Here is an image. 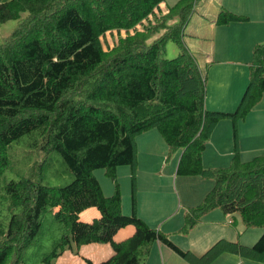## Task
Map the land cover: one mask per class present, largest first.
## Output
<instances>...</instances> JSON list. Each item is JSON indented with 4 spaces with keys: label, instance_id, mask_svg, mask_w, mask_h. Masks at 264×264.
<instances>
[{
    "label": "trees",
    "instance_id": "trees-1",
    "mask_svg": "<svg viewBox=\"0 0 264 264\" xmlns=\"http://www.w3.org/2000/svg\"><path fill=\"white\" fill-rule=\"evenodd\" d=\"M164 2L0 0V24L18 22L0 44V203L10 216L6 226L0 209V264H58L53 261L73 244H109L113 255L98 264H145L157 242L190 264H213L223 255L264 263V232L253 246L222 239L199 257L137 215V138L157 130L170 156L181 152L177 176L214 181L202 203L188 208L183 233L214 210L239 215L246 230H264V155L242 161L236 130L264 97V43L253 49L249 85L237 109L208 110L207 68L201 69L184 41L199 0H180L166 12ZM248 20L222 9L215 23ZM110 34L117 35L112 46ZM171 41L179 55L167 59ZM223 120L233 122L236 150L228 167L206 168L204 153ZM26 135L36 137L39 150L61 155L75 177L71 184L50 187L35 174L9 181V148ZM121 167L131 169L130 215L123 213ZM97 170L113 182L111 196ZM90 208L100 217L81 221ZM48 213L61 234L46 251L37 239ZM128 226L134 234L115 241ZM32 246L35 261L28 255Z\"/></svg>",
    "mask_w": 264,
    "mask_h": 264
},
{
    "label": "crops",
    "instance_id": "crops-1",
    "mask_svg": "<svg viewBox=\"0 0 264 264\" xmlns=\"http://www.w3.org/2000/svg\"><path fill=\"white\" fill-rule=\"evenodd\" d=\"M213 3H215L218 11L212 15L208 14V17H205L208 27H204V33H186L184 41L189 50L194 54L192 51V48H194L193 45L202 41L199 36H208L206 39L209 40L211 48L209 47V50L204 52V58L201 56V52H198L200 54L195 55L201 57V59L198 60V63L204 64L205 70L207 68L208 76L213 70L214 79L224 83V89L218 97H214L210 104L206 103V107L210 108V110L217 108L222 111L228 110L225 112H232L235 108H237L241 101L246 79H244L243 87L236 88V81H233V73L228 74L226 66L230 65L239 67L243 75L247 74V72L249 74L248 64H250L253 60V49L256 45L264 43V17L263 19H254L250 13H247V11L241 7L235 8L227 2ZM161 7L164 8L167 6L163 3L161 4ZM222 9H226L237 15L245 16L249 20L247 22L219 26L215 23V21ZM234 50L236 52V61L228 60L226 57L227 53L229 54L232 51L234 54ZM199 51H201V49ZM196 58L198 59L199 57ZM221 69L222 72L220 74L219 71ZM220 125L221 123L215 129L204 153L203 162L205 167H208L206 162L208 161L209 151H211L209 162L212 164V162L215 161V164H217V167L209 165V168H225L228 167L232 161V135L231 132L229 136L224 132L220 134ZM242 142H244V138L243 136H239V146L241 152H243ZM220 148L225 149V151H220ZM137 150V215L149 226L158 228L162 225V230L165 234H175L183 227L182 224L185 222V214L188 208L200 205L206 195L210 192L212 184L201 177H186L185 181H182L179 179L180 176H175L178 158L175 160L174 164L166 162L168 147L157 130H152L140 135L137 138ZM257 154H264V152ZM243 161L247 162L248 160L243 159ZM126 168L127 167H121L118 169V177L121 178L122 176V178H124V183L120 182L123 198V212L127 214L128 210L131 213L133 211V200L131 169L128 167L126 170ZM179 185H182V187L180 188ZM124 199L131 200V204L129 208L127 207V209L124 208ZM177 206V212L172 215V218L168 217L173 213L175 207ZM181 211L183 214L181 218H178ZM216 211L220 210H214L209 213L194 229L202 230L204 226L216 227L222 223L225 217L235 218V215H225L222 211L221 214H219V212ZM222 213L225 215L224 217ZM99 217L100 212L96 208H90L80 214V220L88 223ZM173 219H175L172 223L173 225L165 227V225L169 226ZM160 220H166V223L162 224ZM219 227L221 226L219 225ZM193 231L191 232L194 233ZM134 232L135 228L133 226L125 227L116 234L115 241H123L131 237ZM252 235L254 234L249 236V240L252 239ZM86 247L87 248L85 249L87 250H82L83 248L79 249L78 256H75L73 259L74 263L70 264H83L85 259H91L94 263L98 264L109 259L113 255V250L112 248H109V244H91ZM181 248L185 249L187 247ZM188 248L190 249L191 247ZM90 249L93 251L91 252ZM230 256L231 255H223L213 264H227L228 262H232V258H230ZM173 261H178V264H185V262L181 260L179 256L170 248L157 242L153 245L151 254L145 264H173Z\"/></svg>",
    "mask_w": 264,
    "mask_h": 264
},
{
    "label": "rangeland",
    "instance_id": "rangeland-1",
    "mask_svg": "<svg viewBox=\"0 0 264 264\" xmlns=\"http://www.w3.org/2000/svg\"><path fill=\"white\" fill-rule=\"evenodd\" d=\"M180 0H165L164 4L167 7L162 8L161 10L163 12H166L170 7L176 5ZM213 2H227L233 7H241L247 13H250L254 17V19H263L264 15V0H199L197 6H196V12L193 14L191 22L189 23L186 33H204V27H208L207 22L205 21V17L210 14H214L218 11L217 7L215 6V3ZM255 8V9H254ZM205 15V16H204ZM208 17V16H207ZM17 21H9L3 24H0V44H3L7 41V39L11 36L13 31L15 30L17 26ZM256 27V26H255ZM254 27V28H255ZM201 35V34H200ZM117 35L116 34H110L107 36L106 41L109 43L110 46L114 44V41L116 40ZM200 42L195 43L194 48H192V51L195 54H200L198 52H201V56L204 58V52L209 50V47L211 48L209 40L206 38L208 36H199ZM201 46V47H199ZM108 47V46H107ZM201 49V51H199ZM254 51V50H253ZM230 54V55H229ZM227 53L226 57L228 60L236 61V52L234 50V54L231 51L230 53ZM179 55V48L175 42H169L166 46V52H165V58L167 59H174L178 57ZM196 57L200 56L195 55ZM230 58V59H229ZM202 70H205L204 64H199ZM249 66V64H248ZM211 67V65H210ZM249 69V67H248ZM227 73H233V81L235 82L236 88L243 87L244 79H246V84L243 90V94L241 96V99L249 85L250 80V74H244L242 71H240L239 67L236 66H226ZM222 69L219 71L221 74ZM250 72V69H249ZM208 84V94L206 98V103L210 104L214 97H218L222 90L224 89V83L219 82L218 80L214 79V73L213 70L210 72V75L208 76L207 80ZM233 91V90H232ZM238 107V106H237ZM210 110V108H207ZM237 108H235L233 111H235ZM211 111H221L225 112L228 110H218L212 109ZM232 111V112H233ZM220 134L224 132L225 134L232 135L233 145H232V151L233 155L236 150V144H235V133H234V126L233 122L230 120H223L220 125ZM223 130V131H222ZM237 130V136L239 139V136H243L244 142H242L243 152L240 151V157L241 160L247 159L248 161L254 159L255 157L264 155V154H257L260 152H264V97L262 101L254 108V110L251 112V114L245 119L238 123ZM229 138V137H228ZM35 136L26 135L22 137L20 140L14 142L10 148H9V158H10V166L8 170H6V177L10 180H19L21 176L29 177L35 174V177L37 179H42L43 183L50 187H64L69 184H71L75 177L74 175L69 171L67 166L65 165L61 155L57 152H43L39 150L40 146L35 145ZM240 149V147H239ZM220 151L224 152L225 149L220 148ZM256 151V152H255ZM256 153V154H255ZM211 151H209L208 154V161L206 162L209 168L211 165L213 167H217L215 164V161L212 162V164L209 162L211 157ZM181 157V152H177L173 154L172 156L167 153V161L169 164H174L175 160L178 158V163ZM210 165V166H209ZM178 167V164H177ZM128 168V167H127ZM126 168V170H127ZM96 178L101 183V186L104 190V193L106 196H111L114 193V184L105 175L104 170H97L95 172ZM175 176H177V168L175 171ZM186 177H180L179 179L182 181H185ZM119 182L121 181L124 183V178H119ZM120 182V185H121ZM207 182H210L212 184V188L214 187V181L213 180H207ZM180 186V185H179ZM182 185L180 186V188ZM131 188V184H130ZM211 188V190H212ZM210 190V191H211ZM125 198V196H124ZM1 200V198H0ZM124 208H129L131 204L130 199H124ZM0 209L2 210V219H4L5 225L7 226L9 223V215L6 211V205L4 203H0ZM178 206L175 207V210L171 215L168 217L172 218V215L177 212ZM221 214V211H216ZM124 213V212H123ZM130 215L131 212L128 210L127 214ZM178 215V218H181L183 212L181 211ZM223 214V213H222ZM176 215V216H177ZM225 215L223 214V217ZM170 218V219H171ZM175 219H173L169 226L165 225V227L172 226ZM45 226H44V234L38 237L37 243L39 240L43 241L46 245V251H49L52 247L53 240L56 237H59L61 234L60 231V225L54 221L52 214H47L44 218ZM162 224L166 223V220H160ZM183 227L185 226V222H183ZM219 225L221 227H219ZM216 227H206L202 230H195L192 229L188 233H183L182 228L179 230V232H176L175 234H168L170 238L181 247L185 248V250L192 251L197 256H202L206 251L212 247L215 243L218 241L224 239L232 242H239L242 245L245 246H253L260 236L263 234L264 230L261 228H252L246 230L243 221L239 215H235L234 217H225L222 221ZM157 229L162 230V225L158 227ZM194 230V231H193ZM193 231L194 233H192ZM164 232V231H163ZM165 233V232H164ZM167 234V233H166ZM252 235V239L249 240V236ZM204 243V245H203ZM104 245V244H101ZM188 245V246H187ZM87 245H83L82 247H78L77 245L73 244V249L67 250L61 257L55 259L53 263L58 264H70L74 263L73 259L74 257L78 256L79 249L83 248L82 250H87L85 248ZM110 246V245H109ZM188 247H191L190 249ZM94 248V247H92ZM109 248H112L111 246ZM113 250V249H112ZM92 252L93 250L90 249ZM28 255L31 257V260L35 261L38 259V250L35 246H32L28 250ZM89 252V253H91ZM114 253V252H113ZM92 254V253H91ZM181 260L185 262V264H190L181 257H179ZM230 258H232V262H228L227 264H264V263H257V262H251L247 260H242L238 256L231 255ZM178 260V259H176ZM106 261V260H105ZM173 264H178V261H173Z\"/></svg>",
    "mask_w": 264,
    "mask_h": 264
}]
</instances>
